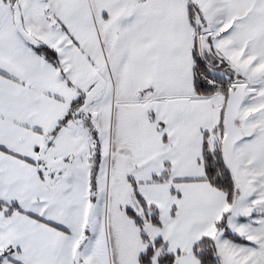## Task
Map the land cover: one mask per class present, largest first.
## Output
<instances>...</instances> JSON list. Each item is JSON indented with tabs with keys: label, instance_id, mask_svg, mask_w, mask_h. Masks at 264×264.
<instances>
[{
	"label": "snow or ice",
	"instance_id": "obj_1",
	"mask_svg": "<svg viewBox=\"0 0 264 264\" xmlns=\"http://www.w3.org/2000/svg\"><path fill=\"white\" fill-rule=\"evenodd\" d=\"M0 264H264V0H0Z\"/></svg>",
	"mask_w": 264,
	"mask_h": 264
}]
</instances>
